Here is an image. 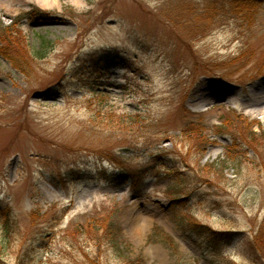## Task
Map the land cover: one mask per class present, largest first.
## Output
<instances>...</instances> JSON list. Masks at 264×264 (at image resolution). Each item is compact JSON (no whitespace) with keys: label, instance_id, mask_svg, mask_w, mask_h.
Listing matches in <instances>:
<instances>
[{"label":"rangeland","instance_id":"1","mask_svg":"<svg viewBox=\"0 0 264 264\" xmlns=\"http://www.w3.org/2000/svg\"><path fill=\"white\" fill-rule=\"evenodd\" d=\"M238 1L0 10V264H264V0Z\"/></svg>","mask_w":264,"mask_h":264},{"label":"trees","instance_id":"2","mask_svg":"<svg viewBox=\"0 0 264 264\" xmlns=\"http://www.w3.org/2000/svg\"><path fill=\"white\" fill-rule=\"evenodd\" d=\"M218 2H221L222 0H215ZM214 0H212V2H215ZM226 1V0H223ZM228 2H230V6H231V11L233 14H241L244 10L245 11H251L253 9L252 6H254L256 3L254 2H249V1H238V0H227ZM219 6V5H218ZM215 9H213V7L211 5L206 6L205 9H203L202 13L205 11L208 15V13H213ZM46 44V43H45ZM42 55V53H40ZM11 59H13L11 57ZM24 57H19V58H15L13 61L15 63H17V61L19 62V64H21L23 61ZM17 66V65H16ZM100 95H106V93L104 92H96ZM104 105L107 104L106 101H103ZM178 201V199H177ZM0 215L2 216V220L3 218H7L10 220V216H11V212L10 210H8L7 212H2L0 210ZM189 224L194 225L193 228H190L186 225H184V229L186 231L185 235L187 237H189L190 240H192L193 242H196L198 244H201L202 242H204V245L206 246L205 248L210 249V248H218L219 246H222L224 244H226L227 242H229L230 240H234L235 238V234L236 232L233 231H217V230H212L209 226L206 225H201L199 223H197L196 221H190ZM6 229L9 228V223L5 224ZM196 228H198L197 230H195ZM111 232L109 231L107 236L110 235ZM234 236V237H233Z\"/></svg>","mask_w":264,"mask_h":264},{"label":"bare ground","instance_id":"3","mask_svg":"<svg viewBox=\"0 0 264 264\" xmlns=\"http://www.w3.org/2000/svg\"><path fill=\"white\" fill-rule=\"evenodd\" d=\"M19 3H22V1L19 2ZM41 3L42 4H47L48 3V0H41ZM41 3H40V5H42ZM11 6H12L11 0H0V10L9 11L12 8Z\"/></svg>","mask_w":264,"mask_h":264}]
</instances>
